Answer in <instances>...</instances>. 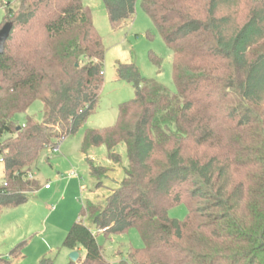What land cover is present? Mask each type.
Here are the masks:
<instances>
[{"label":"trees","instance_id":"obj_1","mask_svg":"<svg viewBox=\"0 0 264 264\" xmlns=\"http://www.w3.org/2000/svg\"><path fill=\"white\" fill-rule=\"evenodd\" d=\"M103 1L114 28L133 21L138 0ZM0 6V28L13 25L0 55L1 215L40 189L31 173L40 157L96 111L105 46L84 0ZM142 7L173 52L177 90L142 76L134 63L119 64L135 98L120 105L114 126L87 129L82 152L104 144L120 164L123 142L128 164L104 205L83 203L63 245L86 255L68 264H110L97 236L131 228L144 245L131 246L120 264H264V0H142ZM36 100L42 121L27 114ZM87 159L102 184L112 168ZM181 204L186 217H171Z\"/></svg>","mask_w":264,"mask_h":264},{"label":"rangeland","instance_id":"obj_2","mask_svg":"<svg viewBox=\"0 0 264 264\" xmlns=\"http://www.w3.org/2000/svg\"><path fill=\"white\" fill-rule=\"evenodd\" d=\"M7 0H0L5 4ZM90 9L92 20L105 46L104 83L96 111L93 112L72 136L65 138L59 150L43 153L31 173L40 189L29 200L19 206L3 210L0 215V258L10 264H39L44 256H51L55 264H68L70 250L64 247V239L72 224L78 219L82 205L86 200L104 205L111 188L123 179L124 167L128 164L127 147L120 143L116 151L122 161L116 164L107 156L104 144L90 149L89 157L94 163L112 168L102 184L90 174L87 155L82 152V141L87 129H106L116 124L119 107L122 103L135 98V89L131 82L118 74L121 63H134L142 76L154 78L170 90L176 91L173 79V52L163 40L153 20L137 1L133 21L120 28L111 25L103 0H84ZM6 9L0 6V26L5 18ZM154 56L161 61L157 63ZM27 114L38 121L43 119V103L36 100L27 110ZM26 113H18L15 119L23 124ZM75 172L77 175L72 176ZM3 181L0 164V183ZM49 185V189L46 185ZM169 215L184 219L187 207L181 204L172 207ZM87 222V220H85ZM97 239L104 247V257L110 264H120L129 248H141L144 243L136 228L118 233L111 239L98 235ZM19 242L24 243L18 257L11 256L12 248ZM80 255L85 256L84 248ZM1 264V263H0Z\"/></svg>","mask_w":264,"mask_h":264},{"label":"water","instance_id":"obj_3","mask_svg":"<svg viewBox=\"0 0 264 264\" xmlns=\"http://www.w3.org/2000/svg\"><path fill=\"white\" fill-rule=\"evenodd\" d=\"M12 22H6L1 28H0V55H2L5 51V45L6 42L10 36V32L12 29ZM20 128V127H18ZM70 259L72 261L77 262L80 258V253L78 250H72L70 252Z\"/></svg>","mask_w":264,"mask_h":264},{"label":"built area","instance_id":"obj_4","mask_svg":"<svg viewBox=\"0 0 264 264\" xmlns=\"http://www.w3.org/2000/svg\"><path fill=\"white\" fill-rule=\"evenodd\" d=\"M55 150H59V146H58ZM71 175H72V176H75V175H77V174H76L75 172H72ZM46 187H49V185L47 184Z\"/></svg>","mask_w":264,"mask_h":264},{"label":"crops","instance_id":"obj_5","mask_svg":"<svg viewBox=\"0 0 264 264\" xmlns=\"http://www.w3.org/2000/svg\"><path fill=\"white\" fill-rule=\"evenodd\" d=\"M47 189H49L48 187H46ZM81 249V248H80ZM80 249H78V251L80 252ZM86 255V254H85ZM80 258L81 259H84L85 258V256H83V255H80ZM71 261V259H69V261H68V263Z\"/></svg>","mask_w":264,"mask_h":264}]
</instances>
